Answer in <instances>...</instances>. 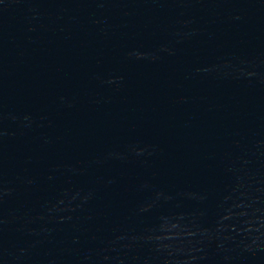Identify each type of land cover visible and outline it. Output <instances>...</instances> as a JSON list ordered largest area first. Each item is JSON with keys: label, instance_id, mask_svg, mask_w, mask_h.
I'll use <instances>...</instances> for the list:
<instances>
[{"label": "water", "instance_id": "1", "mask_svg": "<svg viewBox=\"0 0 264 264\" xmlns=\"http://www.w3.org/2000/svg\"><path fill=\"white\" fill-rule=\"evenodd\" d=\"M0 264H264V0H0Z\"/></svg>", "mask_w": 264, "mask_h": 264}]
</instances>
